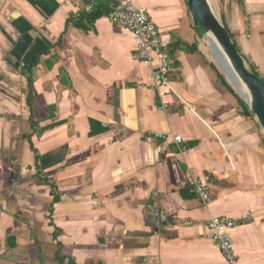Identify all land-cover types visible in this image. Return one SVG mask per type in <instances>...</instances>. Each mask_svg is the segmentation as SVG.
I'll use <instances>...</instances> for the list:
<instances>
[{
  "label": "crops",
  "instance_id": "1",
  "mask_svg": "<svg viewBox=\"0 0 264 264\" xmlns=\"http://www.w3.org/2000/svg\"><path fill=\"white\" fill-rule=\"evenodd\" d=\"M130 1L176 95L108 21L119 0H0V264H227L213 217L237 222L236 264H264L263 130L213 70L188 0ZM216 2L264 80V0Z\"/></svg>",
  "mask_w": 264,
  "mask_h": 264
},
{
  "label": "built area",
  "instance_id": "2",
  "mask_svg": "<svg viewBox=\"0 0 264 264\" xmlns=\"http://www.w3.org/2000/svg\"><path fill=\"white\" fill-rule=\"evenodd\" d=\"M107 19L110 23L126 29L135 42L141 62L149 68H153L152 80L154 86L164 94L176 95L172 89L170 80L172 68L170 58L162 48V41L156 26L150 21L144 8L133 7L130 0H119L109 12ZM168 109L167 104H162L160 110ZM159 139H165L163 134L156 135ZM176 144L183 143L180 135L173 136ZM193 192L203 205L209 204L211 179L209 176L199 177L192 182ZM264 218V211H263ZM209 240L220 251L227 264H236L233 242L230 232L237 222L228 217H213L206 223Z\"/></svg>",
  "mask_w": 264,
  "mask_h": 264
},
{
  "label": "water",
  "instance_id": "3",
  "mask_svg": "<svg viewBox=\"0 0 264 264\" xmlns=\"http://www.w3.org/2000/svg\"><path fill=\"white\" fill-rule=\"evenodd\" d=\"M189 12L195 27H199L209 39L210 35L217 45L211 53L215 64L222 71L228 82L248 105L258 126L264 131V84L250 71L244 58L233 43L229 32L215 13L211 0H188ZM243 86L247 97L239 91Z\"/></svg>",
  "mask_w": 264,
  "mask_h": 264
},
{
  "label": "trees",
  "instance_id": "4",
  "mask_svg": "<svg viewBox=\"0 0 264 264\" xmlns=\"http://www.w3.org/2000/svg\"><path fill=\"white\" fill-rule=\"evenodd\" d=\"M220 14V18H221V22L223 23V25H224V27L226 28V30L229 32V34H230V37H231V39L233 38V36H232V34L230 33V31L228 30V28H227V26L225 25V23H224V18H223V15L221 14V13H219ZM232 41H233V39H232ZM233 43H234V41H233ZM235 44V43H234ZM235 46H236V44H235ZM238 51H239V49H238ZM239 53H240V51H239ZM241 54V53H240ZM243 57V56H242ZM244 58V57H243ZM244 60H245V58H244ZM246 62V61H245ZM248 64V63H247ZM249 65V64H248ZM213 67V70L217 73V76H218V78L222 81V83L223 84H225L226 86H227V88L229 89L230 88V90L231 91H233L234 89L232 88V85L231 84H229L227 81H226V79H225V77H224V75H222L218 70H217V68H216V66L215 65H213L212 66ZM249 69H250V71L252 72V73H254L261 81H262V83L264 84V80L261 78V76L256 72V69H255V67L254 66H252V65H249ZM234 92V91H233ZM242 107H243V110L245 111V113L247 114V115H252L251 114V112H250V110H249V108H248V105L246 104V103H244V102H242Z\"/></svg>",
  "mask_w": 264,
  "mask_h": 264
},
{
  "label": "rangeland",
  "instance_id": "5",
  "mask_svg": "<svg viewBox=\"0 0 264 264\" xmlns=\"http://www.w3.org/2000/svg\"><path fill=\"white\" fill-rule=\"evenodd\" d=\"M216 1H217V0H216ZM216 1H215V0H211V4H212V6H213V9L215 10V13L217 14V16L219 17V19L221 20V18H220V14H219V10H218V7H217V2H216ZM221 21H222V20H221ZM195 28L198 29V31L200 32V34H204V32H203L199 27H195ZM204 35H205V34H204ZM206 39H207V42H208V45H209L211 51H212L213 53H215L216 48L213 47V45H212L210 39H208L207 37H206ZM232 39H233V38H232ZM233 41H234L235 44L237 43L236 39H233ZM236 47H237V49H238L237 44H236ZM239 51H240V50H239ZM207 54H208V56L212 59L213 63L215 64V62H214V60H213V58H212L211 53H210L209 51H207ZM245 63H246V65H247L248 68H249V65L247 64V62H245ZM215 66H216L217 70H218L222 75H224V74L222 73V71L219 69V67H218L216 64H215ZM224 77H225V76H224ZM225 79H226V81L228 82V80H227L226 77H225ZM228 83H229V82H228ZM232 88H233V86H232ZM233 89H234V88H233ZM239 91H240V93H241L242 95H244V96L246 97V95H245L243 89L241 88V86H239ZM252 116H253V115H252ZM259 128H260V127H259ZM263 132H264V131H263Z\"/></svg>",
  "mask_w": 264,
  "mask_h": 264
},
{
  "label": "bare ground",
  "instance_id": "6",
  "mask_svg": "<svg viewBox=\"0 0 264 264\" xmlns=\"http://www.w3.org/2000/svg\"><path fill=\"white\" fill-rule=\"evenodd\" d=\"M209 39H210L211 42H214L215 43V40L213 39V37L211 35H210ZM214 47L217 48V45H215ZM241 88L243 89V91H244V93H245V95L247 97V91H246V89L243 86H241Z\"/></svg>",
  "mask_w": 264,
  "mask_h": 264
}]
</instances>
